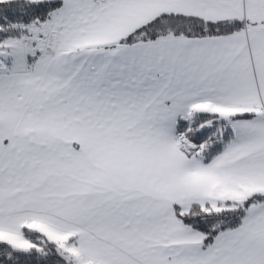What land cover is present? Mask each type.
I'll list each match as a JSON object with an SVG mask.
<instances>
[{"label":"snow or ice","instance_id":"6c2138e0","mask_svg":"<svg viewBox=\"0 0 264 264\" xmlns=\"http://www.w3.org/2000/svg\"><path fill=\"white\" fill-rule=\"evenodd\" d=\"M0 264H264V0H0Z\"/></svg>","mask_w":264,"mask_h":264}]
</instances>
